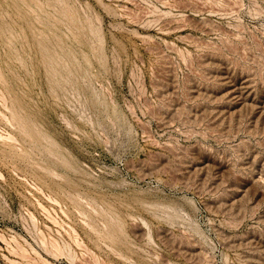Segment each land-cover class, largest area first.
Listing matches in <instances>:
<instances>
[{
  "label": "rangeland",
  "instance_id": "obj_1",
  "mask_svg": "<svg viewBox=\"0 0 264 264\" xmlns=\"http://www.w3.org/2000/svg\"><path fill=\"white\" fill-rule=\"evenodd\" d=\"M263 99L264 0H0V264H264Z\"/></svg>",
  "mask_w": 264,
  "mask_h": 264
},
{
  "label": "bare ground",
  "instance_id": "obj_2",
  "mask_svg": "<svg viewBox=\"0 0 264 264\" xmlns=\"http://www.w3.org/2000/svg\"><path fill=\"white\" fill-rule=\"evenodd\" d=\"M231 92V91H230ZM240 96V95H239ZM264 100V99H263ZM264 113V112H263Z\"/></svg>",
  "mask_w": 264,
  "mask_h": 264
}]
</instances>
